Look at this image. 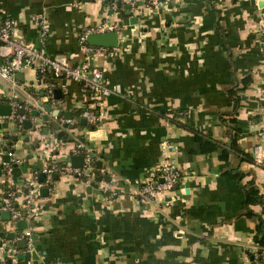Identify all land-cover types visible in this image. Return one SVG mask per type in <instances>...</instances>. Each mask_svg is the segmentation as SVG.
I'll use <instances>...</instances> for the list:
<instances>
[{"label":"crops","instance_id":"1","mask_svg":"<svg viewBox=\"0 0 264 264\" xmlns=\"http://www.w3.org/2000/svg\"><path fill=\"white\" fill-rule=\"evenodd\" d=\"M260 1L264 2L168 0L151 8L139 3L131 7L137 17L132 24L117 3L110 7L92 0H0V14L15 20L16 39L40 46L44 21L49 31L42 45L49 56H64L73 63L87 59L102 71L106 85L117 88L104 97L100 122L93 126L102 130V136L90 139L92 125L70 127L78 109L95 106L94 94L78 81L55 79L54 89L60 94L52 108L60 113L43 121L48 94L35 70L0 78V103L18 101L25 111L21 128L0 116L4 140L0 143V246L5 253L13 241L7 234L14 231L18 238L23 232L11 218L1 219L8 200H14L22 212L33 207L36 213L26 221L32 231L31 250L22 260L16 255L6 262L251 264L257 216L246 215L244 190L228 172L237 167L248 174L242 182L254 179L263 204L249 208L264 220V60L257 32L264 5L259 6ZM102 21L118 27L117 46L88 56L79 35L84 27ZM4 50L0 48V63ZM245 79L233 106L229 90L241 88ZM34 108L38 116L32 115ZM66 111L71 112L73 124L65 120ZM230 115L240 130L237 146L251 158L260 147L258 165L236 152L221 158L219 149L202 150L196 132L229 143L222 121ZM4 121L7 128L2 127ZM54 121L60 122L59 129L51 125ZM58 130L66 131L69 139L56 137ZM77 141L93 163L100 161L98 174L81 178L85 174L59 172L53 180V172L48 194H38L32 207H25L28 182L38 183V173L53 163L70 165ZM163 143L174 147L172 156L180 172L176 184L163 199L134 198L135 190L153 179ZM3 145L13 153L8 162L1 154Z\"/></svg>","mask_w":264,"mask_h":264},{"label":"built area","instance_id":"2","mask_svg":"<svg viewBox=\"0 0 264 264\" xmlns=\"http://www.w3.org/2000/svg\"><path fill=\"white\" fill-rule=\"evenodd\" d=\"M110 7H115L117 1L121 4H129L131 7L138 5H144L146 8L158 7L168 0H92ZM15 27V20L12 17L2 16L0 14V48H4L2 55L3 61L0 63V78L8 80L12 76L27 68H32L36 71L38 79L46 85L49 102L52 106L56 104V99L53 98L54 80L57 78H65L78 81L81 86L85 89L90 90L94 94L95 106L93 109H84L81 112V116L85 118L86 123L94 126L100 122L101 110L104 105V97L114 93L117 88L115 85H106L104 82V76L100 69L93 66L89 60H84L79 63H73L64 56H49L43 47V43L48 35L49 27L44 22H40V46L33 43L23 42L16 39L13 36V30ZM104 32H116L119 33L118 27L112 24L102 21L95 25L84 27L79 35V43L82 46V50L88 55L104 54L108 51V47L90 45L87 42V36L91 33H104ZM257 32L260 40V55L264 60V18L261 17L257 23ZM11 113L5 116L8 121L18 123V127H22L23 120L25 119L24 114H19L18 110L21 107L18 101H12ZM97 110V111H96ZM69 124H73L71 119L67 120ZM3 137L0 135V143H2ZM174 147L167 143H163L162 146V159L156 165L153 179L140 185L134 194V198L144 201H154V197L158 196L160 199L165 198L168 191H170L176 184L179 178V169L172 156ZM73 154H81L83 156V165L81 168H72L69 164H62L58 166L56 163L50 165L44 169L46 174L45 183H37L35 180L29 181L27 184V192L24 197L25 207L32 204L34 197L38 195V190L42 185L49 186L52 183L51 174L53 172L70 173L76 177L82 175H88L90 177L94 171V163L90 154L84 152L83 143L77 141L73 150ZM7 154L12 158L13 153L11 151H2V155ZM255 156L253 157V163H260V147L255 148ZM13 160V159H12ZM15 161V160H13ZM7 166V165H6ZM111 196H118L116 193H112ZM4 209L11 213V220L15 222L18 219H25L30 221L34 218L36 213L32 208L22 215V211L15 208L12 202L8 200ZM31 227H27L22 232V237L26 240V249L19 250L15 248H9L5 253L4 248L0 246V264H7L6 258L14 257L19 254H24L31 250L32 239H31ZM259 247L254 244L252 250V264H264V248L258 252ZM8 253V254H7ZM30 264H38L32 261ZM48 264V263H46Z\"/></svg>","mask_w":264,"mask_h":264},{"label":"trees","instance_id":"3","mask_svg":"<svg viewBox=\"0 0 264 264\" xmlns=\"http://www.w3.org/2000/svg\"><path fill=\"white\" fill-rule=\"evenodd\" d=\"M246 83H247V80L245 79V80H243V86L241 88L233 87L232 89L229 90L230 102L233 104V106H236L238 104L239 90L243 89L244 86L246 85ZM54 87H56L55 80H54ZM83 110L84 109L81 108V109H78L76 111L75 118L77 120H76V123L74 125H70L71 128L76 127V126L84 127L87 125V124H81L80 118H78ZM222 122H224V124L227 128V134L229 136V143L223 144L219 141H214V140L210 139L209 137H206L205 135H203L199 132H196L195 137L200 142L202 150L205 151V150H217V149H219L221 158H227L230 152H236L238 154L243 155L242 160L249 161V162L253 161V157L251 158L241 148H239V146H237V142H236L237 141V133L240 130L234 126V124L236 123L235 117L233 115H230V118L228 121H225V119H224ZM16 124H18V123H16ZM56 133H57V137L59 139H62L63 141L69 139L68 133L64 130H58ZM78 139H82V138L79 137ZM8 150H9V148H7L3 145L2 151H8ZM57 165L61 166L60 164H57ZM100 169L101 168H98L96 166V162H94L93 173L98 174ZM56 173L58 176L59 172L56 171ZM228 173L231 176V178H233L244 190V193H245L244 207H245L246 215L257 216L258 222L256 225V231L254 234L253 241H254V244L259 247L258 252L262 251L264 248V220L262 219L260 214L257 215L256 213H254L249 208V206L255 205V204L262 205L263 204V197L260 194L253 178H250L247 181L242 182L244 177L248 175L245 171H242V170L238 169L237 167H235V168H231ZM86 177H88V175H84L81 178H86ZM4 190L8 191V188H5ZM12 205L15 208H18V204L14 200L12 201ZM29 207H31V205H29ZM11 247L19 249L20 251L21 250L23 251L26 249V240L24 237H22V234H20V236L18 238L13 239V241L11 243ZM251 260H252V255H251Z\"/></svg>","mask_w":264,"mask_h":264},{"label":"water","instance_id":"4","mask_svg":"<svg viewBox=\"0 0 264 264\" xmlns=\"http://www.w3.org/2000/svg\"><path fill=\"white\" fill-rule=\"evenodd\" d=\"M162 1V0H161ZM259 6H262L264 5V2L260 1L258 3ZM117 6L119 8H122L124 10V14L127 15L129 17V21L130 23L134 24L137 22V17L132 15L131 14V6L129 4H121L120 1H117ZM87 42L90 44V45H96V46H104V47H116L117 46V43H118V34L116 32H104V33H91V34H88L87 36ZM53 98L55 99H58L59 98V94H60V90L59 89H54L53 92ZM43 95V93H42ZM44 108H43V111L45 112L44 115H42V120L43 121H48L49 120V116L51 115L52 117H58L59 113H60V110L59 109H53L52 108V105L50 104L49 102V99L48 98H44ZM38 105L41 104V101H39L37 103ZM27 105L29 107H33V104L28 102ZM11 105L9 103H0V116H8L10 113H11ZM24 109L21 108L18 110V113L19 114H24ZM32 115L34 116H38L39 115V111L37 109H33L32 110ZM72 116L71 112L70 111H66L64 112V118L65 120L67 119H70ZM80 123L81 124H86V120L85 118H81L80 119ZM51 125L56 128V129H59L60 127V122L59 121H54V122H51ZM31 126V122L29 120L25 121L24 122V127L25 128H30ZM67 123H64L63 124V127H67ZM2 127L4 128H7L8 127V121H4L2 122ZM94 127L91 126V131H90V139H94V138H99V136H102V130H93ZM43 132H46V128L43 129ZM5 137H8L7 134H5ZM57 137V136H56ZM14 139L15 138H18L17 136L16 137H13ZM79 141H83V139H79ZM3 160L8 162L10 160V157L7 155V154H4L3 156ZM82 164H83V156L80 154V155H71L70 156V165L71 167L73 168H81L82 167ZM96 166L98 168H101L102 165L100 164V161H96ZM57 178V173H54L53 176H52V179L55 180ZM97 181L100 180L99 177H97L96 179ZM37 181L38 183H45L46 181V174L44 172H39L38 173V178H37ZM49 186H42L39 188L38 190V194L39 195H46L48 194V188ZM27 192V189L25 190V194ZM29 207V206H28ZM32 207V206H31ZM33 209V207H32ZM1 214H2V220H8L11 218V214L8 210H5V211H1ZM22 215L24 216L25 215V211L22 212ZM12 221V220H11ZM16 225V229L17 230H24L26 227H27V223H26V220L25 219H18L15 221ZM2 235V233H1ZM16 236V233L14 231L12 232H9L7 234V238L9 239H14ZM7 247H11V245L9 244ZM32 257L34 259H37V255L36 253L33 251L32 253ZM24 258V254H21V255H18L17 256V259L19 260H22ZM7 263H11L10 259L7 260Z\"/></svg>","mask_w":264,"mask_h":264}]
</instances>
